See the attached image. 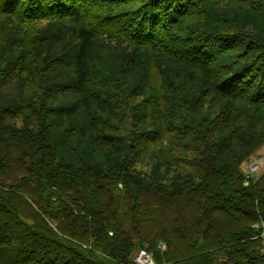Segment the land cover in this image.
<instances>
[{"label": "trees", "instance_id": "1", "mask_svg": "<svg viewBox=\"0 0 264 264\" xmlns=\"http://www.w3.org/2000/svg\"><path fill=\"white\" fill-rule=\"evenodd\" d=\"M262 145L264 0H0V264H264Z\"/></svg>", "mask_w": 264, "mask_h": 264}, {"label": "rangeland", "instance_id": "2", "mask_svg": "<svg viewBox=\"0 0 264 264\" xmlns=\"http://www.w3.org/2000/svg\"><path fill=\"white\" fill-rule=\"evenodd\" d=\"M43 25H45V23H43ZM44 28L47 30L50 27L47 25ZM60 52H61V47L60 48H56V53H60ZM59 75L61 77V80L64 83L70 81L71 74H70L69 71H62V72L59 73ZM95 79H97V77ZM160 79H161L160 75L158 73L154 72V76L152 77V84H154V86H158V84L160 82L159 81ZM136 99H137V97H136ZM76 100H77V97H75L73 95H68V96L65 95V97L62 99V101L65 104L72 103V102H74ZM254 163H256V165H257V171H256L257 173H259L260 171H262L264 169V145H262L261 147L257 148L256 151L252 154V156L248 159V161L245 164L242 165V171L244 172V174H246V176H248L249 174H252L251 173L252 172L251 166ZM158 247L160 249L164 250L162 248V246H158ZM145 251H147L152 256L151 252H149L146 249H145ZM137 253H136L135 257H134V261L136 260ZM152 261H153V256H152Z\"/></svg>", "mask_w": 264, "mask_h": 264}, {"label": "built area", "instance_id": "3", "mask_svg": "<svg viewBox=\"0 0 264 264\" xmlns=\"http://www.w3.org/2000/svg\"><path fill=\"white\" fill-rule=\"evenodd\" d=\"M251 170L253 172L257 171V165L256 163H254L251 166ZM162 246V248L164 249V246L162 244H160ZM136 264H154V262L152 261V256L151 254H149L147 251H145V249H140L137 253V257L135 260Z\"/></svg>", "mask_w": 264, "mask_h": 264}]
</instances>
